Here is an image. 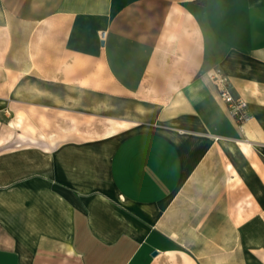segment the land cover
I'll return each instance as SVG.
<instances>
[{"label": "crops", "instance_id": "crops-1", "mask_svg": "<svg viewBox=\"0 0 264 264\" xmlns=\"http://www.w3.org/2000/svg\"><path fill=\"white\" fill-rule=\"evenodd\" d=\"M0 264H264V0H0Z\"/></svg>", "mask_w": 264, "mask_h": 264}, {"label": "built area", "instance_id": "built-area-1", "mask_svg": "<svg viewBox=\"0 0 264 264\" xmlns=\"http://www.w3.org/2000/svg\"><path fill=\"white\" fill-rule=\"evenodd\" d=\"M105 33L100 34L101 41ZM212 82L216 88L218 101L223 105L232 121L239 131H242L244 123L249 118L247 102L241 96H234L226 78L216 71L211 75Z\"/></svg>", "mask_w": 264, "mask_h": 264}, {"label": "water", "instance_id": "water-1", "mask_svg": "<svg viewBox=\"0 0 264 264\" xmlns=\"http://www.w3.org/2000/svg\"><path fill=\"white\" fill-rule=\"evenodd\" d=\"M153 254H155V252H153Z\"/></svg>", "mask_w": 264, "mask_h": 264}]
</instances>
